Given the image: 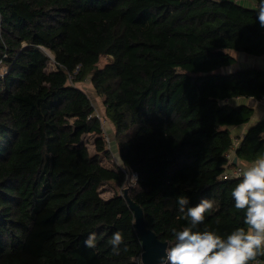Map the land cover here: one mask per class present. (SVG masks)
Here are the masks:
<instances>
[{"label": "trees", "instance_id": "1", "mask_svg": "<svg viewBox=\"0 0 264 264\" xmlns=\"http://www.w3.org/2000/svg\"><path fill=\"white\" fill-rule=\"evenodd\" d=\"M43 48L55 70L45 71ZM231 51L264 56L256 8L237 0H0V264H141L125 188L168 246L173 228L190 226L181 195L189 206L215 201L197 230L246 227L231 197L238 177L223 174L235 166L230 127L250 121L264 71L221 72ZM101 56L110 59L100 66ZM85 80L114 126V167L102 164L112 149L76 85ZM263 133L264 119L246 130L237 164L263 156ZM124 170L134 181L102 198L100 185L122 187ZM117 231L119 255L109 243ZM91 232L95 248L85 246Z\"/></svg>", "mask_w": 264, "mask_h": 264}, {"label": "clouds", "instance_id": "2", "mask_svg": "<svg viewBox=\"0 0 264 264\" xmlns=\"http://www.w3.org/2000/svg\"><path fill=\"white\" fill-rule=\"evenodd\" d=\"M256 12L264 28V0H259ZM237 177L239 182L231 197L234 207L244 212L246 227H238L226 237L207 228L197 230L204 223L205 214L214 209L215 201L202 198L195 206H189V198L178 196V210L190 226L171 230L174 243L164 249L158 264H261L258 257H264V156L245 164ZM96 243L97 234L91 232L85 246L95 248ZM109 243L113 253L119 255L124 243L122 232L113 233Z\"/></svg>", "mask_w": 264, "mask_h": 264}, {"label": "rangeland", "instance_id": "3", "mask_svg": "<svg viewBox=\"0 0 264 264\" xmlns=\"http://www.w3.org/2000/svg\"><path fill=\"white\" fill-rule=\"evenodd\" d=\"M238 2L242 5H244L243 0H239ZM42 50L49 57L48 61H47V65L45 67V71L49 72V71L55 70L56 65L54 63L52 53L46 48H43ZM109 59H110V57H108V56H101L99 59L98 65H100V66L103 65ZM2 70L3 69L0 68V72H2ZM76 85L78 87H80L83 91H85L86 94L88 95V97L90 98L92 105L94 107V113L98 114L100 117L99 119L101 121L102 128H103V136L105 137L106 140L109 139V142H107V143L109 144V148L112 149V155H111V158L109 160H106L103 158L102 164H104L107 167H114L115 165H117L115 160H118L117 159L118 158L117 149L114 147L115 143L113 140V135H114L115 129H114L113 124L110 122V120L105 116L104 107L102 105V99L100 96H98L96 94L94 88L92 87V84L88 80H85L83 82H79ZM94 140H95L94 134H87V135H84V137H83V141L85 142V144L87 145V147L91 153H93L95 151L94 146H93ZM124 172L126 174V180H125L122 187H119L114 182L103 183L100 185L99 193H100L102 198L108 199V198L112 197L115 192H121L122 188L125 187L126 183H130V182L134 181V178L132 177V175L130 174L129 171L124 170ZM127 180H128V182H126Z\"/></svg>", "mask_w": 264, "mask_h": 264}, {"label": "crops", "instance_id": "4", "mask_svg": "<svg viewBox=\"0 0 264 264\" xmlns=\"http://www.w3.org/2000/svg\"><path fill=\"white\" fill-rule=\"evenodd\" d=\"M238 1L239 0H237V2ZM243 4L247 7L256 8V5L258 3L254 2L253 0H243ZM231 54L235 57V61L232 64L222 66L220 68L221 72L230 73L237 69H243V68H249V67L264 71V56L263 55H252V54H248L245 52H239V51H231ZM248 100L249 98L237 97L230 101L233 104H236V103L246 104ZM252 106H253L252 107L253 113L248 123L230 127L233 138L237 139V142L240 140V138L243 136V134L246 132V130L250 126L264 119V95L259 99H254V102H252ZM245 164H250V163H242V162L240 163L242 167ZM260 261H261V264H264V259Z\"/></svg>", "mask_w": 264, "mask_h": 264}, {"label": "water", "instance_id": "5", "mask_svg": "<svg viewBox=\"0 0 264 264\" xmlns=\"http://www.w3.org/2000/svg\"><path fill=\"white\" fill-rule=\"evenodd\" d=\"M252 102L254 99L251 100ZM233 162H237L236 156ZM123 194L128 201L129 208L133 211L135 229L141 242L140 262L141 264H158L159 258L164 254V249L168 247V242L159 240L151 229L145 227L142 210L128 198L127 188L124 189Z\"/></svg>", "mask_w": 264, "mask_h": 264}, {"label": "built area", "instance_id": "6", "mask_svg": "<svg viewBox=\"0 0 264 264\" xmlns=\"http://www.w3.org/2000/svg\"><path fill=\"white\" fill-rule=\"evenodd\" d=\"M0 68L4 70V67H3V65H2L1 60H0ZM3 70H2V72H3ZM2 72H0V74H2ZM94 115H95L96 117L100 118L98 114L94 113ZM104 138H105V137H104ZM107 139H108V138H107ZM105 140H106V139H105ZM106 141L109 142V139L106 140ZM236 144H237V139L234 138V147H233V149L235 148ZM108 146H109V144H108ZM233 149H232V151H230V152H228V153L226 154V156H227V158L229 159V161H233V159H234V152H233ZM263 156H264V154H263ZM115 162L118 164V160H115ZM241 170H242V165L237 164V162H236V163H235V166H233V167H229V168H227V169L225 170L223 176H224L225 178H228V177H237V174H238L239 172H241ZM131 175H132V177H133L134 179L136 178V174H135L134 172H132Z\"/></svg>", "mask_w": 264, "mask_h": 264}]
</instances>
